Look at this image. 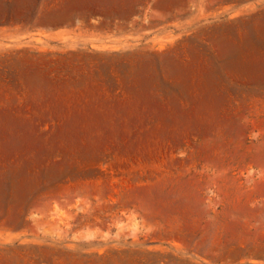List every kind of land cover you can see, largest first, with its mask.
<instances>
[{"label":"rangeland","instance_id":"obj_1","mask_svg":"<svg viewBox=\"0 0 264 264\" xmlns=\"http://www.w3.org/2000/svg\"><path fill=\"white\" fill-rule=\"evenodd\" d=\"M0 264H264V0H0Z\"/></svg>","mask_w":264,"mask_h":264}]
</instances>
